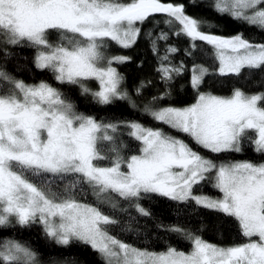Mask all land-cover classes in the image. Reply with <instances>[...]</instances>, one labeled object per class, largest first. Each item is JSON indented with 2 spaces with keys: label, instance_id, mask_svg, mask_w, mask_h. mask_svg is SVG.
Listing matches in <instances>:
<instances>
[{
  "label": "snow or ice",
  "instance_id": "1",
  "mask_svg": "<svg viewBox=\"0 0 264 264\" xmlns=\"http://www.w3.org/2000/svg\"><path fill=\"white\" fill-rule=\"evenodd\" d=\"M214 7L219 14L229 13L264 31V0H216ZM155 14H165L163 23L169 26V31H161L154 39L151 31L147 33L165 84L187 71L182 62H172L175 47L168 45L160 54L159 42H167L170 34L187 36L193 48L196 41L211 45L221 75L264 68V43H251L242 34L205 33L200 30L202 22L187 15L183 3L161 0H0V37L8 45L27 42L36 48V68L50 70L61 84L79 85L82 94L91 95L97 104L129 100L135 106L122 89L123 76L112 66L128 58L114 56L101 67V49L106 41L131 47L142 31L137 25ZM176 25L178 29L171 31ZM52 30L59 33L55 44L48 39ZM190 72V85L198 93L194 103L182 108L145 105L144 111L211 153H240L247 141L255 152L264 154V106L260 103L264 93L246 94L237 88L231 96L222 97L200 92L209 69L194 64ZM0 79L13 84L12 90L0 95V227L13 221L21 227L38 223L57 245H88L106 264H264V162L216 163L184 140L133 121L123 126L141 143L139 154L125 158L114 147L109 164L101 166L99 161L108 157L100 154L97 144L100 140L115 144L109 132L115 134L119 124L77 113L47 81L28 84L2 70ZM89 79L99 82V90L83 83ZM143 86L142 82L137 94ZM166 94L152 97L150 105ZM212 173L213 187L222 197L195 195L194 187ZM85 186L91 188L96 204L80 199ZM113 194L126 201L151 194L179 202L193 200L234 217L246 242L224 247L172 226L167 230L185 236L190 251L171 246L160 252L138 249L110 233L119 222L100 205L111 202L114 209ZM136 208L150 215L139 203ZM0 264L39 262L30 247L10 239L0 243Z\"/></svg>",
  "mask_w": 264,
  "mask_h": 264
},
{
  "label": "trees",
  "instance_id": "2",
  "mask_svg": "<svg viewBox=\"0 0 264 264\" xmlns=\"http://www.w3.org/2000/svg\"><path fill=\"white\" fill-rule=\"evenodd\" d=\"M161 2L183 3L186 14L201 21L200 30L205 33L222 37L242 34L243 38L251 43H264V31L249 26L245 21L233 19L229 13L219 14L214 7L216 0H161ZM166 18L165 14H155L142 25L138 24L142 31L136 42L129 48H122L113 42L106 41L105 47L101 49L103 60L99 66H107L108 60L114 56L128 58L125 62L113 63L112 66L123 76L122 89L127 90L135 106L129 100H117L111 105L101 106L93 100L91 95L82 94L79 85L57 82L50 70L36 68L34 60L37 49L28 45L27 42L13 46L5 44L4 38L0 37V70L14 80H22L26 83L47 81L64 94L67 101L74 105L77 113L93 116L98 122L105 124H119L115 134L109 132V135L115 136V144L103 140L97 144L100 154L108 157L106 160L99 161L101 166L109 164L114 147H118L120 155L125 158L139 154L141 143L130 135V128L123 126L124 123L133 121L145 127L161 129L171 136L184 140L194 151L216 163L264 162V154L255 152L251 143L247 141L244 142L243 151L240 153H211L195 144L187 134L155 121L144 111L145 105L183 107L194 103L198 95L190 85V69L194 64L203 65L209 69V73L200 86V92L222 97L231 96L233 90L237 88L246 94L264 93V68L259 70L245 68L239 75H221L218 72L219 62L212 46L206 42L196 41V47L193 48L192 41L185 35L170 34L167 42H159L161 55L164 54L168 45L175 47L176 51L170 57L172 62L176 65L182 62L187 69L165 84L157 72L159 57L154 53L147 33L151 31L152 39H154L161 31H169V26L163 23ZM157 21H159L158 24ZM178 27L176 25L171 31H176ZM48 39L53 44L59 42V33L55 30L50 31ZM142 82L144 86L137 94L136 89L141 87ZM83 83L91 90H98V82L95 79H89ZM12 89L11 82L0 79V95ZM165 93L167 94L163 95L155 105H150L152 97H160ZM260 103L264 106V101ZM248 135L254 137L253 132H249ZM211 176L212 174L209 179L194 187V194L220 196L219 190L213 187ZM80 199L84 203H97L91 188L87 186L80 193ZM112 199L117 203L114 209L111 202L100 205L105 214L111 215L119 222L110 228V233L138 249L160 252L171 246L185 252L190 251L191 243L185 236L167 230L172 226L184 228L201 236L209 243L224 247L246 242L234 217L197 205L193 200L179 202L156 194L142 197L138 201L135 199L126 201L114 194ZM137 203L150 215H142L136 208ZM10 239L21 242L35 251L39 264H106L101 254L88 245L80 242H73L68 246L57 245L45 236L42 226L38 223L21 227L13 221L10 226L0 227V243Z\"/></svg>",
  "mask_w": 264,
  "mask_h": 264
},
{
  "label": "rangeland",
  "instance_id": "3",
  "mask_svg": "<svg viewBox=\"0 0 264 264\" xmlns=\"http://www.w3.org/2000/svg\"><path fill=\"white\" fill-rule=\"evenodd\" d=\"M101 67H106V66H101ZM38 82H40V80L39 81H36L35 83H38ZM98 82V81H97ZM26 83V82H25ZM35 83H28V84H35ZM98 86H99V82H98ZM98 90H99V87H98ZM191 105V104H190ZM188 106V105H187ZM183 107H185V106H183ZM182 108V107H181ZM100 135H101V137L103 136V133H100ZM138 155V154H137ZM215 174L214 173H212V176H214ZM195 195H197V194H195ZM202 196H206V195H204V194H202ZM208 196V195H207ZM208 197H211V198H214V199H219V198H221L222 197V193H220V196H218V197H212V196H208ZM104 259V258H103Z\"/></svg>",
  "mask_w": 264,
  "mask_h": 264
}]
</instances>
